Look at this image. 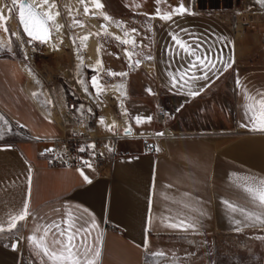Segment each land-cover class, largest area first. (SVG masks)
<instances>
[{
	"label": "crops",
	"instance_id": "crops-1",
	"mask_svg": "<svg viewBox=\"0 0 264 264\" xmlns=\"http://www.w3.org/2000/svg\"><path fill=\"white\" fill-rule=\"evenodd\" d=\"M100 1L111 14L131 19V24L133 18L149 17L146 14L159 17L157 8L162 15L181 3L190 7L189 0H160L159 4L156 0ZM189 9L195 14L174 15V23L160 19L153 29L149 76L146 77L144 67L137 65L131 69L128 95L119 105L122 112L118 120L125 127L121 130L131 128V132L116 142L105 173L93 165L80 168L91 183L84 181L78 169L47 165L38 154L47 139L62 132L36 104V100L50 101L49 90L28 82L27 66L21 57L0 55V113L25 131V137L16 142L0 141V223L6 229L0 234V264H48L46 258L42 261L36 254L27 238L42 236L45 225L60 224L65 219L71 223L69 217L79 218L78 227L90 228L87 243L100 249L96 264H145L148 254L159 251L162 237L235 231L233 220L244 217L223 201L259 211L241 185L244 177L264 179V132L251 130L250 116L245 115V105H251L257 119L261 117L257 101L264 94V26L257 25L254 41L248 42L246 32L235 38L217 12ZM181 29L185 30L180 32L185 41L195 44L198 39L202 45L197 55L210 48L211 54H222L231 64L219 79L210 75L209 81H196L195 90L209 84L196 97L188 95L187 85L171 87L170 74L186 68L189 59H178L173 52L166 51L172 46L170 32ZM107 30L120 31L117 36L124 33L114 21ZM121 52L125 53L123 49ZM180 56L183 57L182 52ZM96 61L95 56L94 66ZM100 61L102 65L103 59ZM142 64L146 65L144 61ZM191 71L201 75L197 69ZM150 80L162 89L159 94L146 91ZM245 89L252 99H245ZM85 103L75 102L70 107L77 106L78 110L80 105L86 107ZM154 103L170 113L168 136L153 134L161 128L154 118ZM136 115L153 119L137 125L133 119ZM100 118L95 122L98 133L106 130ZM233 173L236 175H230ZM26 194L30 214L19 222L18 231L8 232V222L22 211ZM185 218L199 219V229L182 231L168 226ZM107 222L122 233L105 229ZM251 229L263 228L243 230ZM18 233L22 240L12 249V240ZM51 239L50 233L48 241ZM145 240L147 248L142 246Z\"/></svg>",
	"mask_w": 264,
	"mask_h": 264
},
{
	"label": "rangeland",
	"instance_id": "rangeland-1",
	"mask_svg": "<svg viewBox=\"0 0 264 264\" xmlns=\"http://www.w3.org/2000/svg\"><path fill=\"white\" fill-rule=\"evenodd\" d=\"M55 2L58 9H53V12L57 10L60 12L56 23L63 25V27L59 31L53 30L47 43L33 42L32 45L35 50L27 61V48L20 36L22 32L16 21L15 11L9 17L7 7L4 5L11 6L10 0H0V8L3 9L9 30L6 32L3 27H0V46H2L0 55L16 54L21 57V62L25 63L28 68H25L26 72L31 75H27L29 77L28 82H35L47 87L50 99L55 102L59 101L60 108L65 105L70 106L75 102L85 103L84 98L95 102L89 95L90 91H95L91 84V76L94 74L98 76L101 91H122L125 93L124 97L128 95L131 76L129 72L135 67L136 59L139 60L138 66L146 69L144 70L146 77L149 76L151 65L148 64L149 59H145V56L151 55L152 33L160 20L159 17L133 18L131 24L129 22L131 19H121L119 15L111 14L102 1H100L103 4L101 9L95 7L93 0H55ZM231 5L232 0H189V8L215 11L222 15L226 21L228 20V24L231 17L227 11ZM85 7L89 9L88 14L85 13ZM104 14H107L111 19L105 21ZM73 18L80 23L74 27H69L73 25ZM111 21L116 24L117 22L121 23L122 27L119 28L124 33L127 30L129 35L125 37L123 33L122 36H117L120 35L119 30L118 33L109 32L107 26ZM102 25L104 27H101ZM257 25L263 27L264 23L245 24L239 37L244 36L246 32L245 34L249 37L248 42L254 41L255 34L253 31ZM132 29H135L139 34L133 33ZM9 32L19 34L10 36ZM97 33L100 35H96ZM85 36L88 37L87 40L95 39L96 59L102 58L105 62L104 65L99 64L97 66L96 63V66H92L88 64L85 49L87 40L81 43V38ZM115 37H120L121 40H135L137 47L133 49L131 43L123 44ZM98 48L100 49L99 53ZM122 49L125 53L121 52ZM128 52L141 54H134L129 57ZM142 61L146 65H143ZM116 69L128 70L126 79L121 80L123 83L113 82L117 76L108 75L109 70L115 72ZM147 79L149 80V78ZM81 80L84 83H79ZM85 87L88 88L87 92L84 91ZM149 89L153 91L152 94L156 95L162 91L152 80L149 81ZM56 91H58V95H56ZM140 91H142L141 88ZM24 137L25 131L0 113V141L11 143ZM257 237H264V228L242 230L239 233L232 231L227 233L173 234L160 238L157 246L158 252L169 247L173 254H170V251L160 257H153L148 254L144 260L145 264H264V239ZM186 253L194 255L186 256Z\"/></svg>",
	"mask_w": 264,
	"mask_h": 264
},
{
	"label": "snow or ice",
	"instance_id": "snow-or-ice-1",
	"mask_svg": "<svg viewBox=\"0 0 264 264\" xmlns=\"http://www.w3.org/2000/svg\"><path fill=\"white\" fill-rule=\"evenodd\" d=\"M260 3H264V0H259ZM11 6L4 5L7 7V11L9 13V17H11L12 13L16 11V6H19L18 11V23L22 27L23 33L27 34V36L31 40H39L41 43H47L51 37L53 30L59 31L60 28L63 27L61 24H57L55 22V17L60 15V12L57 10L55 12L52 9H58V6L55 0H10ZM95 7L97 9L103 8V4L100 0H93ZM156 3L159 4L160 0H156ZM85 13H89V9L85 7ZM185 14H195L189 8L185 7L183 3L179 6L173 7L171 12H165L161 15L160 9H156V15L159 16L160 19L164 21H173L174 15L183 16ZM92 15H95L92 13ZM151 18L152 14H146ZM103 18L105 21L110 20L111 18L104 14ZM80 22L73 18V25L69 27H74ZM174 23V21H173ZM0 27H3L6 32H8V28L5 22V17L3 15V9L0 8ZM101 27H104L103 25ZM117 27H122V24L117 22ZM133 33L137 35L139 33L136 32L135 29L131 30ZM184 29H181L179 32H170V37L172 40V46L166 49V51L173 52V55L178 59L180 58H189L187 67L182 69H177L175 73L170 74L171 78V87L172 88H183L187 85L189 91L188 95L192 97H196L209 87V84H205L203 87H200L198 90L194 89V84L196 81L203 80L209 81L210 75L214 76L216 79H219L224 72H226L231 64L228 60L223 59L222 54H211V49H206L200 55H197V52L201 49L202 45L198 42L195 44H190L185 41L180 32H184ZM19 33H11L10 36H16ZM96 35H100L97 33ZM125 37L129 35L127 31L124 33ZM87 36L81 38V43L87 40ZM116 40L120 41L123 44L131 43L133 49L137 47L135 40L129 41L128 39L121 40L120 37H115ZM143 47V45H140ZM178 49V51H176ZM0 50H2V46H0ZM98 53L100 49H97ZM127 51V50H126ZM183 53V57L180 56V53ZM140 55L141 53L128 52L127 55L132 57L133 55ZM145 59H152L151 56H145ZM82 62V61H81ZM97 65L101 64V61L98 59L96 61ZM136 65L139 64V60L135 61ZM217 64H220L222 67L218 68ZM131 66V65H130ZM192 69H197L201 72L200 76H196L195 72H192ZM95 71V69H93ZM109 76H125L127 73H115L111 70L108 71ZM79 83H84L83 80L79 81ZM237 86H239L240 81H236ZM91 84L93 89L97 92V94L101 91V86L98 82V76L96 74L91 76ZM85 92L88 91V88L85 87ZM149 94L152 93L151 89H146ZM245 99H252L247 93L245 89ZM259 105V110L261 113L260 119H257L256 113L252 110L251 105H245V115L246 117L250 116L251 130L253 131H261L264 132V94H261V98L257 101ZM78 110H83V105H80ZM180 109H177L179 111ZM91 112V109L88 110ZM125 114H127V110L125 109ZM167 115V113H165ZM135 123L140 125L142 122H151L153 119L152 116L142 117L140 115H136L134 118ZM99 122L103 124V117L99 119ZM248 124H241V127L247 128ZM109 130H112V127H109ZM131 132V128L124 129V134L128 135ZM164 133L159 132L157 136H163ZM10 148V146H8ZM109 152L113 151L110 146H107ZM95 144H89L86 147H82L80 151H86L87 149H94ZM159 151V149H156ZM46 151H54L53 149H48ZM82 166L86 165L91 167V163L87 160H83ZM80 174L83 176V179L87 183H91L90 178L84 174L82 169H78ZM236 175V174H230ZM244 183L241 185L243 190L248 194L252 203L256 208L259 209L257 212L248 211L246 208H241L238 206H234L230 201H223V203L231 209L233 212L239 211L240 214L244 217L241 219H234L233 223L235 225V231L237 233L241 232L244 228H255L260 227L264 228V179L259 178H251L244 177ZM28 185H29V194H30V186L32 183L31 169H29L28 173ZM29 194H26L25 200L23 203V209L17 215L11 217L7 225V231L12 232L13 230H19V222L26 219V217L30 214L29 212ZM188 194L185 193V196ZM204 215V213H201ZM71 219V223H69L68 219L61 221L60 224H50L43 226V235L40 237H36L35 235H30L27 240L30 246H33L36 254L41 256L42 261L46 258L48 264H96V258L100 256V249L95 247V244H88L87 237L90 235V228L77 226V222L79 218L69 217ZM171 220V217L169 218ZM169 227L173 229H179L182 231H187L189 229L198 230L200 227L199 219L193 218H185L179 219L176 222H171L168 224ZM55 230V231H53ZM6 229L2 223H0V234L5 233ZM52 234V239L49 242L48 236ZM79 238V239H77ZM262 238L264 237H257ZM99 242V238H97V243ZM19 240L17 239L15 242L11 243V247L16 249L18 247ZM143 247L147 248L148 241L145 240ZM153 257L164 256L165 253L162 252H153L151 253ZM187 255H194L191 253H186Z\"/></svg>",
	"mask_w": 264,
	"mask_h": 264
},
{
	"label": "built area",
	"instance_id": "built-area-1",
	"mask_svg": "<svg viewBox=\"0 0 264 264\" xmlns=\"http://www.w3.org/2000/svg\"><path fill=\"white\" fill-rule=\"evenodd\" d=\"M227 13H229L231 17V19H229V24H231L229 27L234 37L237 25L243 30V26L247 23H264V3H260L259 0H232V5L228 8ZM226 22L228 24V20ZM20 36L23 39L21 40L25 42L27 48L26 58L27 61H29L34 51L32 43L35 41L40 43V41L31 40L23 34ZM115 73L128 74V70L116 69ZM126 77L127 75L117 76L113 82L123 83L121 80H125ZM28 93L32 94L31 91H28ZM124 94L125 93L122 91H100L99 94H97L96 91H90L89 95L95 102L84 98L87 102L85 103L87 106L84 107L83 110H77V106L70 107L66 105L60 108L59 101L55 102L52 99H49L50 101L44 99V101L41 102V106L45 109V111H43L40 107V103L36 100L40 112L50 117L62 131L59 136L47 139L46 146L41 148L38 154L43 156L46 164L50 166L80 169L84 166H82L81 162L87 160L91 165L95 166L100 173H105L108 170L110 160L115 151L116 142L121 137L127 136L124 134V131L121 130L125 127L118 120L122 112L119 105L123 101ZM154 106V118L161 128L158 132H153V134L162 132L166 136L170 135L171 133L167 125L170 113L160 108L157 103H154ZM89 109H91V112L88 111ZM165 113H167V115H165ZM98 117H103V123L106 127V130L102 133H98L95 130V122ZM110 126L112 127L111 131L109 130ZM92 143L95 144L94 149H87L83 152L80 151L82 147H86ZM106 145L110 146L113 151L109 152ZM48 149H53L54 151H46ZM104 228L113 230L117 234L122 233L120 228L109 222L105 223ZM17 239L20 243L22 240L21 234H17L16 240Z\"/></svg>",
	"mask_w": 264,
	"mask_h": 264
},
{
	"label": "bare ground",
	"instance_id": "bare-ground-1",
	"mask_svg": "<svg viewBox=\"0 0 264 264\" xmlns=\"http://www.w3.org/2000/svg\"><path fill=\"white\" fill-rule=\"evenodd\" d=\"M52 11H53V9H52ZM57 21H58V17H55V22H57ZM241 31H242L241 27L239 25H237V27L235 29V37L239 36L241 34ZM85 49H86L87 62L89 65L93 66L94 62H95V56H96L95 55V39L94 38H90L86 41ZM41 102H43V100ZM41 102H39L40 107L43 109V111H45L44 107L41 106Z\"/></svg>",
	"mask_w": 264,
	"mask_h": 264
},
{
	"label": "water",
	"instance_id": "water-1",
	"mask_svg": "<svg viewBox=\"0 0 264 264\" xmlns=\"http://www.w3.org/2000/svg\"><path fill=\"white\" fill-rule=\"evenodd\" d=\"M18 11H19V6L17 5V6H16V11H15V15H16V21H17V23H18ZM18 26H19L21 32L23 33L22 27L19 25V23H18ZM23 35L26 36V37H28L27 34H24V33H23ZM15 241H16V239H13V240H12V243L15 242ZM11 248H12V247H11ZM12 249H13V248H12Z\"/></svg>",
	"mask_w": 264,
	"mask_h": 264
},
{
	"label": "trees",
	"instance_id": "trees-1",
	"mask_svg": "<svg viewBox=\"0 0 264 264\" xmlns=\"http://www.w3.org/2000/svg\"><path fill=\"white\" fill-rule=\"evenodd\" d=\"M105 63L103 62L102 65H104ZM162 250V249H161ZM163 252H169L170 251V248L169 247H166L164 248V250H162ZM170 254H173V252H169Z\"/></svg>",
	"mask_w": 264,
	"mask_h": 264
}]
</instances>
